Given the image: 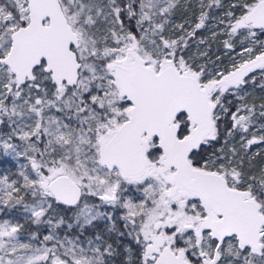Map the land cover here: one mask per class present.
Segmentation results:
<instances>
[{
    "label": "snow or ice",
    "instance_id": "1",
    "mask_svg": "<svg viewBox=\"0 0 264 264\" xmlns=\"http://www.w3.org/2000/svg\"><path fill=\"white\" fill-rule=\"evenodd\" d=\"M0 264H264V0H0Z\"/></svg>",
    "mask_w": 264,
    "mask_h": 264
}]
</instances>
